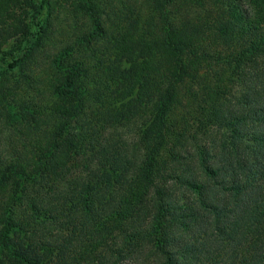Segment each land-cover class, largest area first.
Instances as JSON below:
<instances>
[{"label": "trees", "instance_id": "1", "mask_svg": "<svg viewBox=\"0 0 264 264\" xmlns=\"http://www.w3.org/2000/svg\"><path fill=\"white\" fill-rule=\"evenodd\" d=\"M0 264H264V0H0Z\"/></svg>", "mask_w": 264, "mask_h": 264}, {"label": "rangeland", "instance_id": "2", "mask_svg": "<svg viewBox=\"0 0 264 264\" xmlns=\"http://www.w3.org/2000/svg\"><path fill=\"white\" fill-rule=\"evenodd\" d=\"M120 28H115L114 30H113V32H112V34L114 35V36H117V33L120 31L119 30Z\"/></svg>", "mask_w": 264, "mask_h": 264}]
</instances>
